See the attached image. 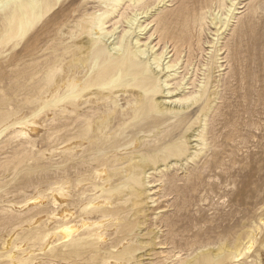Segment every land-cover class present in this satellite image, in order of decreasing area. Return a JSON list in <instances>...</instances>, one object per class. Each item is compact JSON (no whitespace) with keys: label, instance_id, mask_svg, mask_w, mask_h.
Returning a JSON list of instances; mask_svg holds the SVG:
<instances>
[{"label":"bare ground","instance_id":"obj_1","mask_svg":"<svg viewBox=\"0 0 264 264\" xmlns=\"http://www.w3.org/2000/svg\"><path fill=\"white\" fill-rule=\"evenodd\" d=\"M263 17L264 0H0V264H264L262 199L201 209L216 74Z\"/></svg>","mask_w":264,"mask_h":264},{"label":"rangeland","instance_id":"obj_2","mask_svg":"<svg viewBox=\"0 0 264 264\" xmlns=\"http://www.w3.org/2000/svg\"><path fill=\"white\" fill-rule=\"evenodd\" d=\"M258 22L255 27L256 38L250 40V37L244 36L245 39L243 37L238 43L240 47L237 44V53L230 51V57L233 58L229 61L230 77L223 78L229 68L216 74L221 76L217 78L219 83L215 84H219L215 88L218 92L215 109L219 106L217 113L224 116L220 117V123L217 121L220 125L216 122L212 130L213 136L217 134L214 136L217 157L212 160L213 153L207 152V159L215 167L210 172L212 178L206 187L208 200L201 206L204 217L211 216L213 210L210 209L213 208L225 213L226 208L219 206L221 197L230 191L238 192L243 187L247 189V196H257L264 203V17ZM148 30L140 37L142 40L150 35H147ZM225 34L228 33L223 34L218 48L223 45ZM150 42V46H155L156 38H151ZM155 50H159L158 46ZM192 73L187 79L192 77ZM179 93L175 92L173 97L179 96Z\"/></svg>","mask_w":264,"mask_h":264}]
</instances>
